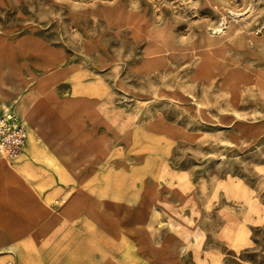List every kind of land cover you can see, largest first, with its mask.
<instances>
[{
  "label": "rangeland",
  "instance_id": "rangeland-1",
  "mask_svg": "<svg viewBox=\"0 0 264 264\" xmlns=\"http://www.w3.org/2000/svg\"><path fill=\"white\" fill-rule=\"evenodd\" d=\"M104 17L109 19V25ZM263 19L264 0H0V40H14L34 33L75 51L88 38L98 42L102 63L108 64L104 60L114 62L117 67L111 73L110 84L118 105L128 106L126 108L136 117L147 118L150 129L147 162L142 161V155L128 153L126 156L122 151L108 153L103 156L100 168L95 170V176L93 169H70L67 177L73 183L38 185L35 212L27 199L24 201L28 209H20L6 201V209L16 212H0V264H86L94 257V251L97 252L92 244L97 221L103 230L112 232L115 240H128L126 224L139 221V208L145 201L142 194L148 186L140 181L144 173L147 172L150 187H156L154 192L150 189L147 196L149 212L160 209V191L166 193L172 187L164 186L159 190L153 185L158 177H163L157 150L164 140L153 130L166 132V144V140L171 139L167 132L173 128L184 130L182 136L185 137L173 152L168 149L169 143L165 146L164 157L168 156L170 165L179 164L182 169L192 170L199 177L210 176L213 181L221 175L228 177V185L222 186L227 192H223L222 197L228 200L237 245L244 248L223 251L216 247L222 255L213 259L214 264H264V137L259 139L251 131L253 120L249 118L260 106L253 87L228 88L234 92L228 99L215 94L225 91H214L211 85L216 83L213 82L191 90L172 88L173 82L178 80L182 86L188 84L184 68L189 60H196L198 67L203 69L216 54L215 61L222 63L225 70L235 71L243 66L252 74L254 65L264 62V32L257 33ZM110 24L117 25L115 31ZM219 45L224 46L222 51H216ZM158 51L171 57L160 77L165 80L164 93L157 90L160 78L154 73L146 79L139 67L141 56ZM226 76L231 83L237 81L235 75ZM171 91L180 93L176 100L196 105L180 109L181 105L168 100L172 97ZM188 92L193 95L189 97ZM220 103L228 104L229 127L239 130L230 133L228 145L222 142L218 128L210 131V127H202L199 121V117L207 116L208 119H203L205 123L224 122L210 117L211 110H220ZM8 110L15 113L8 105L2 108L0 115ZM232 113L241 119L232 120ZM157 117H164V122L161 119L162 122H157ZM194 127L196 130L192 132ZM32 139L28 131L24 147L33 142ZM222 146H229L228 150L222 152ZM208 148L212 149V159L206 152ZM0 158L12 166L23 159L21 156L12 161L1 155ZM145 164L146 168L141 167ZM39 166L42 168L37 169L38 178L43 177L45 171L44 165ZM209 186L197 187L203 193L206 187L212 188L214 212L219 202L215 198L220 197L215 193L221 186ZM54 189L60 192L56 194ZM45 191H52L51 201L45 200ZM76 197L82 200L85 208L101 212H56L71 203L70 208L76 207ZM48 209L51 212H47ZM159 223L161 239H171L173 224L161 226L163 222ZM209 240L217 246L212 238Z\"/></svg>",
  "mask_w": 264,
  "mask_h": 264
},
{
  "label": "crops",
  "instance_id": "crops-1",
  "mask_svg": "<svg viewBox=\"0 0 264 264\" xmlns=\"http://www.w3.org/2000/svg\"><path fill=\"white\" fill-rule=\"evenodd\" d=\"M103 19L109 25V19ZM111 24L115 31L114 26L117 25ZM54 42L34 33L22 35L14 40H0V113L4 106L10 105L26 125L27 136L29 131V136L35 141L23 148V155H20L23 157L22 162L17 165H9L0 158V212H16L6 209V201H10L15 207L19 206L20 209H28L24 201L26 199L32 203V212H35L38 185L61 186L73 183L67 177L70 169H93L95 176V170L100 168L105 154L122 151L126 156L128 153L142 155V161H148V120L141 115L134 116L131 109L126 108L128 106L122 108L118 105L110 84L111 73L115 68L117 70L115 63L106 60L104 61L108 64L102 63L98 42L91 38L82 41L77 51ZM216 48H220L216 51H222L224 46L219 45ZM168 55L158 51L141 56V75L147 76L148 79L150 74L155 73L160 78L164 74L166 62L171 58ZM217 56L218 54L203 69L198 67L200 65L196 60H189L184 68L188 84L182 86L178 80L173 82L172 88L183 87L184 90H191L207 85L208 82L219 83L211 85L212 88L214 91L222 89L225 92L215 94L227 96L228 99L231 93L234 95L228 88L244 90L246 87H253L254 97L259 99L260 106L253 110L254 116L249 119L253 120L251 131L261 139L264 137V131L261 130L264 129V62L254 65L252 74H249V70L243 66H238L235 71L225 70L222 63L215 61ZM154 62L155 64H152ZM226 74L230 77L237 76V81L231 83ZM164 82L165 80H158V92L162 90L164 93ZM225 82L226 84H223ZM171 94L172 97H168V100L181 105L180 109L196 105L191 101L183 103L176 100L177 94H180L176 91H171ZM188 95L190 97L193 94L188 92ZM237 96L240 98L238 93ZM236 109L239 113V107ZM211 113L212 120L220 119L224 122L205 123L203 119L209 117H199L201 126L210 127V131L218 128L222 142L228 145L230 133L239 132L238 129L229 127L228 104L220 103V110L216 108L211 110ZM184 114L185 111L181 113ZM207 114L209 115L208 111ZM160 119L163 122L165 120L164 117H157L156 121L162 122ZM240 119L232 113V120ZM216 125L219 126L215 127ZM195 130L194 127L192 132ZM153 131L164 138L157 150V154H160L157 160L161 161L163 177H158L153 185L158 186L159 190H163L164 186H172L171 189L166 193L160 191V209L149 212L147 196L150 189L154 192L156 187H150L152 184L147 181L145 172L140 179L141 184L148 186L142 194L145 201L139 208V221L136 224H126L129 239L115 240L112 232L103 230L97 221L92 242L97 252L94 251V257L87 260L86 264H214L213 259L218 254L222 255L221 250L244 248L237 245V236L232 232V221L229 218L228 200L222 197L223 192H227L222 186L228 185V177L221 175L213 181L212 177L196 176L192 170L186 171L179 164L170 165L168 156L164 157L165 146L169 143L168 149L173 152L175 146L182 144V138L185 137L182 133L185 131L176 128L168 130L167 136L171 139H167L166 144V132L159 129ZM190 147L194 148V145ZM228 147L222 146V152L228 150ZM206 152L209 156L213 153L210 148ZM39 165H44L45 171L44 176L38 178L37 169L42 168ZM54 167L60 172L55 171ZM141 167L146 168V164ZM213 184L221 186L219 192L215 193L220 197L215 198L219 202L215 205L214 212L212 188L206 187L203 193L197 187H212ZM53 191L56 194L60 192L59 189ZM44 194L46 201H51L54 196L52 191H45ZM157 197L155 199H158ZM79 200L76 197V207L70 208L71 203L56 212H101L96 208H85L82 200ZM159 222H163L161 226L173 224L171 239H161ZM210 238L217 246L211 244ZM218 246L221 250L216 248Z\"/></svg>",
  "mask_w": 264,
  "mask_h": 264
},
{
  "label": "built area",
  "instance_id": "built-area-1",
  "mask_svg": "<svg viewBox=\"0 0 264 264\" xmlns=\"http://www.w3.org/2000/svg\"><path fill=\"white\" fill-rule=\"evenodd\" d=\"M264 32V19L259 23L257 33ZM27 138V131L18 116L6 111L0 115V155L9 160L20 157Z\"/></svg>",
  "mask_w": 264,
  "mask_h": 264
}]
</instances>
